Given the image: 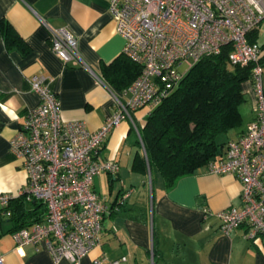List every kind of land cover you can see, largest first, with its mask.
<instances>
[{"label": "crops", "instance_id": "crops-1", "mask_svg": "<svg viewBox=\"0 0 264 264\" xmlns=\"http://www.w3.org/2000/svg\"><path fill=\"white\" fill-rule=\"evenodd\" d=\"M1 18L12 24L29 47L26 54L7 48L0 36V193L10 195L15 206L26 174L9 140L25 111L38 103L31 79L44 77L57 94L64 120H82L96 130L113 109L109 91H117L103 79L101 67L121 55L124 39L115 31L108 0H0ZM59 27L77 39L79 57L67 63L51 49L49 28ZM241 87L245 96L239 107L241 126L229 131L227 140L237 139L255 116L251 80H244ZM149 111L148 107L135 111L137 127L144 124ZM137 141L135 128L124 120L95 154L98 161H116L119 171L115 177L102 172L93 179L92 188L105 200L107 210L99 244L80 264H92L99 256L103 264L114 260L117 264H264V235L246 237V224L228 235L220 229L217 211L240 205L237 177L203 167L166 189L158 174L134 165L136 155L143 154ZM40 203L25 200L24 218L40 213L43 221L46 207ZM19 222L0 210V255L5 264H54L43 245L38 250L31 244L16 249L13 232ZM55 264L70 262L63 258Z\"/></svg>", "mask_w": 264, "mask_h": 264}, {"label": "built area", "instance_id": "built-area-1", "mask_svg": "<svg viewBox=\"0 0 264 264\" xmlns=\"http://www.w3.org/2000/svg\"><path fill=\"white\" fill-rule=\"evenodd\" d=\"M108 11L124 39L121 52L140 66V73L124 89L109 91L113 109L96 130L82 120H64L57 94L44 77L31 79L38 103L25 111L9 143L26 174L21 195L43 203L46 214L43 221L13 232L16 249L31 244L38 250L43 245L54 264L63 258L80 264L99 244L107 210L92 188L93 179L102 172L115 177L119 171L114 160H96L97 150L124 120L131 122L141 141L135 111L151 110L197 61L227 44L230 64L253 63L256 106L243 134L229 141L220 159L207 168L241 182L240 205L221 209L216 216L224 234L246 224V237L264 235V68L258 62V43L248 40L264 23V0H108ZM49 40L63 63L79 57L77 39L66 28H49ZM11 198L0 193V210L6 215L11 214ZM103 259L95 257L92 264H103ZM0 264H5L2 255Z\"/></svg>", "mask_w": 264, "mask_h": 264}, {"label": "trees", "instance_id": "trees-1", "mask_svg": "<svg viewBox=\"0 0 264 264\" xmlns=\"http://www.w3.org/2000/svg\"><path fill=\"white\" fill-rule=\"evenodd\" d=\"M0 36L7 48L28 52L21 35L5 18L0 19ZM248 40L258 43V62L264 68V40H259V27L249 33ZM229 51L227 44L219 53L197 61L138 127L141 141L137 143L142 145L143 154L136 155L134 165L143 172L158 174L166 189L197 169L208 168L220 159L226 144L235 140L226 138L229 131L241 126L239 107L245 100L241 83L251 80L253 63L230 64ZM139 73L140 66L122 52L101 67V76L117 91L127 87ZM24 201L20 195L15 206L8 205L11 215L20 221L15 230L42 221L40 213L33 219L24 218Z\"/></svg>", "mask_w": 264, "mask_h": 264}, {"label": "rangeland", "instance_id": "rangeland-1", "mask_svg": "<svg viewBox=\"0 0 264 264\" xmlns=\"http://www.w3.org/2000/svg\"><path fill=\"white\" fill-rule=\"evenodd\" d=\"M259 40H264V23H261L259 26Z\"/></svg>", "mask_w": 264, "mask_h": 264}, {"label": "clouds", "instance_id": "clouds-1", "mask_svg": "<svg viewBox=\"0 0 264 264\" xmlns=\"http://www.w3.org/2000/svg\"><path fill=\"white\" fill-rule=\"evenodd\" d=\"M0 107H2V106H0Z\"/></svg>", "mask_w": 264, "mask_h": 264}]
</instances>
